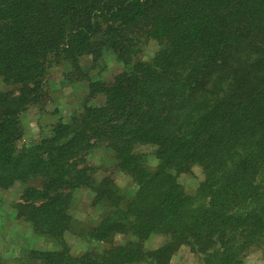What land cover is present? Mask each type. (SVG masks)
I'll list each match as a JSON object with an SVG mask.
<instances>
[{"label":"trees","instance_id":"trees-1","mask_svg":"<svg viewBox=\"0 0 264 264\" xmlns=\"http://www.w3.org/2000/svg\"><path fill=\"white\" fill-rule=\"evenodd\" d=\"M254 39L252 56L234 60ZM149 40L159 49L143 61ZM105 50L125 68L89 83L88 99L103 102L20 145L21 115L48 99L50 70L83 75L81 59ZM263 54L264 0H0V81L14 89L0 91V197L20 184L17 219L58 247L33 251V261L169 264L187 246L205 264H239L247 250L264 249ZM206 83L197 109L203 101L190 93L202 95ZM103 145L133 192L93 177L85 159ZM195 166L204 180L189 196L178 176ZM81 189L101 209L83 229L70 214ZM67 232L88 247L74 255ZM156 234L168 240L147 250Z\"/></svg>","mask_w":264,"mask_h":264},{"label":"rangeland","instance_id":"rangeland-1","mask_svg":"<svg viewBox=\"0 0 264 264\" xmlns=\"http://www.w3.org/2000/svg\"><path fill=\"white\" fill-rule=\"evenodd\" d=\"M254 40L253 42L249 40L246 45L239 48L242 53L235 54L233 56L234 60L238 58L243 61L248 60L247 57L252 56L255 46H259L260 41ZM158 49V44L149 40L143 47L140 59L151 61ZM80 63L83 75L73 74V70L70 73V68L63 65L50 70L45 83L48 99L40 105L30 106L21 115L24 134L20 145L39 141L48 136L54 124L61 121L68 122L74 114L82 110L85 103L88 105L101 104L103 102L102 96L96 99H88L89 83L95 80H111L122 73L125 68L123 63L108 50H105L102 58L98 60H94L91 56H85ZM202 87L200 90L202 95L199 94V88H197L196 91H198L191 92L189 96L190 99L194 98L195 102L203 101V103L198 104L197 109L201 107L200 104L206 105L207 83L203 84ZM12 90L14 89L5 86L0 81V91L8 92ZM142 151L149 155L152 149L144 147ZM85 161L89 167L94 169L95 172L92 174L97 181L109 180L121 192L127 193L135 190L134 182L118 169L114 154L106 145L93 150ZM148 161L152 167L157 165L151 155H149ZM203 180L204 171L200 166H195L191 173L178 176V182L189 196L196 193ZM22 190L23 187L17 184L9 191L1 193L0 264H38L33 261V251L58 248L56 244L50 242L47 238L38 236L30 224L26 225L24 220L17 219L18 204L22 202L20 200ZM74 198L75 201L70 214L75 221V227L81 225V229H83L87 225L97 223L101 217V209L92 204L94 193L89 189H81L75 191ZM65 239L74 254L88 247V244L80 240L78 236H74L73 232H67ZM167 240L168 238L164 235L156 234L151 236L145 243V247L147 250L152 251ZM123 241L124 237L122 236L115 238L117 244ZM90 245L97 247V249L106 247V245L97 242H91ZM179 252H181L180 255ZM202 258L198 253L192 252L189 247L182 246L175 253V258L171 264H205ZM239 264H264V249L252 247L244 253Z\"/></svg>","mask_w":264,"mask_h":264},{"label":"crops","instance_id":"crops-1","mask_svg":"<svg viewBox=\"0 0 264 264\" xmlns=\"http://www.w3.org/2000/svg\"><path fill=\"white\" fill-rule=\"evenodd\" d=\"M163 245V244H162ZM162 245H160L158 248H160ZM87 248V247H86ZM158 248H156V249H158ZM156 249H154V250H156ZM85 250V249H84ZM84 250H81V251H79L78 253H76V254H74V255H77V254H80L82 251H84ZM153 251V250H152ZM180 253L181 252H179V255H180ZM174 258H175V254L171 257V260H170V264L172 263V261L174 260Z\"/></svg>","mask_w":264,"mask_h":264}]
</instances>
